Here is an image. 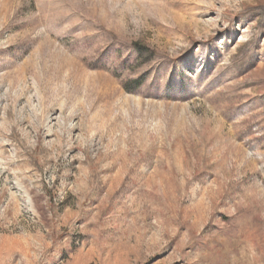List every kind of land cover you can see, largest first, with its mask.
<instances>
[{
	"label": "rangeland",
	"instance_id": "1",
	"mask_svg": "<svg viewBox=\"0 0 264 264\" xmlns=\"http://www.w3.org/2000/svg\"><path fill=\"white\" fill-rule=\"evenodd\" d=\"M0 264H264V0H0Z\"/></svg>",
	"mask_w": 264,
	"mask_h": 264
}]
</instances>
